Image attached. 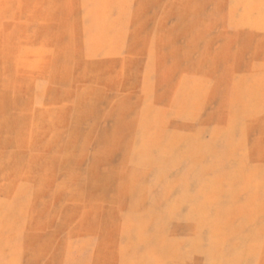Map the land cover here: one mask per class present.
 I'll list each match as a JSON object with an SVG mask.
<instances>
[{
	"label": "rangeland",
	"instance_id": "1",
	"mask_svg": "<svg viewBox=\"0 0 264 264\" xmlns=\"http://www.w3.org/2000/svg\"><path fill=\"white\" fill-rule=\"evenodd\" d=\"M0 264H264V0H0Z\"/></svg>",
	"mask_w": 264,
	"mask_h": 264
}]
</instances>
